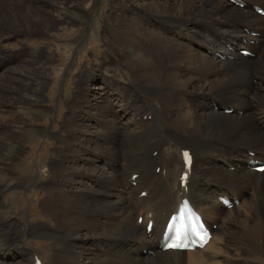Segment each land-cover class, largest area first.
I'll list each match as a JSON object with an SVG mask.
<instances>
[{
    "label": "bare ground",
    "instance_id": "bare-ground-1",
    "mask_svg": "<svg viewBox=\"0 0 264 264\" xmlns=\"http://www.w3.org/2000/svg\"><path fill=\"white\" fill-rule=\"evenodd\" d=\"M135 1L136 22L119 21L118 58L108 70H136L135 81L118 86L116 98L96 87L101 92L82 107L94 122L65 126L70 138L59 141L67 149L51 164L56 181L43 194L46 222L0 217V264H35L39 253L24 244L30 237L55 242L53 264H264V173L251 170L264 162V17L254 10L264 0ZM8 17L19 27L44 25L29 10L19 19L0 7L1 25ZM121 95L134 101L131 112ZM8 139L1 135L0 161ZM186 150L194 155L187 189ZM221 198L239 204L228 210ZM184 199L215 226L213 237L202 250L163 252L160 242Z\"/></svg>",
    "mask_w": 264,
    "mask_h": 264
},
{
    "label": "rangeland",
    "instance_id": "rangeland-1",
    "mask_svg": "<svg viewBox=\"0 0 264 264\" xmlns=\"http://www.w3.org/2000/svg\"><path fill=\"white\" fill-rule=\"evenodd\" d=\"M135 5L134 0H0L7 14L21 19L29 10L48 25L34 28L22 23L19 27L9 17L8 26L0 23V142L2 134L9 137L7 160L0 161L1 218L31 226L46 222L41 215L43 194L49 181H56L51 164L61 163L59 151L67 149L59 141L61 135L70 138L65 126L94 122L90 111L82 107L91 94L101 92L96 87H105L116 98L113 92L118 86L129 88L135 81L136 70L108 71L118 58L113 37L119 26H125L119 21L136 19L131 11ZM128 50L146 60L135 47ZM120 98L123 105L127 99L124 107L131 112L134 101ZM29 243L44 264H53L54 241L30 237L24 244ZM6 249L11 251L10 246Z\"/></svg>",
    "mask_w": 264,
    "mask_h": 264
},
{
    "label": "snow or ice",
    "instance_id": "snow-or-ice-1",
    "mask_svg": "<svg viewBox=\"0 0 264 264\" xmlns=\"http://www.w3.org/2000/svg\"><path fill=\"white\" fill-rule=\"evenodd\" d=\"M206 235V234H205ZM201 240H204V236L202 235L201 236ZM204 242L206 243L207 241L206 240H204ZM169 247H181L182 245H180V244H169L168 245ZM183 246H187V245H183Z\"/></svg>",
    "mask_w": 264,
    "mask_h": 264
}]
</instances>
